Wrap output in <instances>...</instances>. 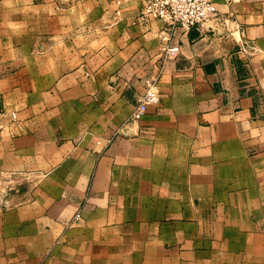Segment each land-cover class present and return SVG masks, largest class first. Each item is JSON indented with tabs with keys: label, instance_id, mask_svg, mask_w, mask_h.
I'll return each instance as SVG.
<instances>
[{
	"label": "crops",
	"instance_id": "obj_1",
	"mask_svg": "<svg viewBox=\"0 0 264 264\" xmlns=\"http://www.w3.org/2000/svg\"><path fill=\"white\" fill-rule=\"evenodd\" d=\"M145 1L0 0V264H264V0L167 40Z\"/></svg>",
	"mask_w": 264,
	"mask_h": 264
},
{
	"label": "built area",
	"instance_id": "obj_2",
	"mask_svg": "<svg viewBox=\"0 0 264 264\" xmlns=\"http://www.w3.org/2000/svg\"><path fill=\"white\" fill-rule=\"evenodd\" d=\"M218 0H146L141 10V16L151 17L163 22L164 39L176 34H186L191 29L203 30L207 22L219 16ZM176 47L164 48L165 55L173 54ZM164 65V63H163ZM159 75L146 80V88L141 101L131 114L133 120H139L150 107L157 106L160 100L157 91ZM3 112L0 116H3ZM15 118L12 113L11 119ZM0 126L2 122L0 119Z\"/></svg>",
	"mask_w": 264,
	"mask_h": 264
},
{
	"label": "rangeland",
	"instance_id": "obj_3",
	"mask_svg": "<svg viewBox=\"0 0 264 264\" xmlns=\"http://www.w3.org/2000/svg\"><path fill=\"white\" fill-rule=\"evenodd\" d=\"M233 2V0H218L217 2V7H218V11H219V15H225L224 16V20H225V24L229 25V24H233V16H230L228 12H224L221 11L220 8L221 6L224 5H228L229 3ZM222 4V5H221ZM220 6V8H219ZM211 21V20H210ZM261 50V52H260ZM264 42L260 43V47L259 46H255L253 44H244V59H243V66H244V70L246 72V79H250L252 78V72H254V66L257 67L259 66L261 68V72L260 74L257 76H255V88H254V93L255 95H257V97H259L262 101V105H261V114L262 116H264ZM258 52L261 53V57H258ZM255 55V56H254ZM5 114V113H4ZM12 115V113L10 114ZM14 120V119H11ZM5 180L9 183H11L12 181H15L16 179V175L15 174H11V175H6ZM20 188L18 186H11V185H5V186H1L0 187V211H4V210H8L10 208H12L15 205H22V204H14L12 202L9 201V199L12 196H15L16 194H19ZM42 205V204H41ZM72 208H70L69 212H70V216H72L69 220H67V225L68 226H76L78 223H80V221H82V210H84V207L86 204L81 203V204H72ZM72 214V215H71ZM152 239L154 240L153 237L148 236L147 241H152ZM122 240H120V238L117 239V242H120ZM133 241H137L136 240V236H134ZM119 255V254H118ZM118 259L120 258L119 256L117 257ZM147 261L146 263H142V264H157L156 260H157V251L155 249L150 250L148 252V257H147Z\"/></svg>",
	"mask_w": 264,
	"mask_h": 264
}]
</instances>
